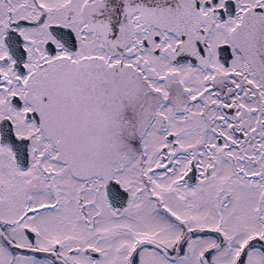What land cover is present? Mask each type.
<instances>
[{
    "label": "snow or ice",
    "instance_id": "snow-or-ice-1",
    "mask_svg": "<svg viewBox=\"0 0 264 264\" xmlns=\"http://www.w3.org/2000/svg\"><path fill=\"white\" fill-rule=\"evenodd\" d=\"M0 264H264V0H0Z\"/></svg>",
    "mask_w": 264,
    "mask_h": 264
}]
</instances>
